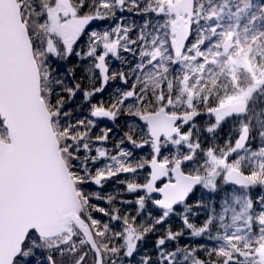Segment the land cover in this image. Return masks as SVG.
Listing matches in <instances>:
<instances>
[{
  "label": "snow or ice",
  "instance_id": "snow-or-ice-1",
  "mask_svg": "<svg viewBox=\"0 0 264 264\" xmlns=\"http://www.w3.org/2000/svg\"><path fill=\"white\" fill-rule=\"evenodd\" d=\"M97 20L116 23L89 30ZM117 81L110 103L95 100ZM85 105L91 118H76ZM121 116L109 149L95 118ZM113 179L135 200L88 188ZM226 185L240 191L219 211L190 203ZM193 208L207 209L200 224ZM0 264H264V2L0 0Z\"/></svg>",
  "mask_w": 264,
  "mask_h": 264
},
{
  "label": "trees",
  "instance_id": "trees-1",
  "mask_svg": "<svg viewBox=\"0 0 264 264\" xmlns=\"http://www.w3.org/2000/svg\"><path fill=\"white\" fill-rule=\"evenodd\" d=\"M259 2H264V0H259ZM75 61H76V57H74V56L71 57V59L66 64L58 62V61H54L53 67H54V69H56V71L63 73L65 71V69L71 67ZM76 74L78 77L83 76V69L82 68L79 69ZM85 84H87L86 79H85ZM111 94L112 93H110V92L107 93V91H104L103 93L98 94L95 97V100L98 101V100L102 99L105 104H108V103H110L111 98H112ZM79 102H80V98L77 97L76 101L73 104L69 105V107L76 108V105L79 104ZM75 116H76V118H91L89 116L88 106L87 105L83 106L79 111H77L75 113ZM198 119H199V122L201 124H203L205 117H200ZM128 120H129V118L126 116H121L115 123L108 122L109 124H105V123L103 124V123L99 122L98 120H96V126H95V128H93L92 133H93V135H98V134H100L101 130H103L105 128H111L112 132L109 134L110 138L106 142V145H104V146L110 145L108 148L112 149L113 146L115 144H117V142L121 138L122 134L126 131L125 125H126ZM228 130H229L228 127L225 126L221 135L222 136L226 135ZM202 139H204V138H202ZM125 146L131 147L130 145H125ZM253 146L255 147V145H253ZM168 151H170V149H166L164 154H167ZM133 152H134V155H133L132 159L134 161L136 159H139V158L150 157V155H151V152L148 149L144 150L143 153H141L139 149H134ZM93 155H95V152H93ZM101 163H103V161H101ZM137 175H138L140 181L143 182L145 177H147V175H148V169H144V170L138 172ZM125 178H126V175L121 174V176L118 179H125ZM88 188L91 191H100L102 195L108 194V193H114V192L119 190L122 193V198L125 200H135V198H136V194H130V193L125 192L124 191V185L118 184L115 179L107 181L104 184L102 189H100L98 186L91 185V184L88 185ZM233 189H234V187L232 185H226L220 191H217L216 193H210V192L203 190V189L198 187L197 190L195 191V193L193 194V196L191 197L190 203L199 199V200H203L205 202V204H207L210 200L215 198L216 209H217V211H219L220 210V200H221L222 196H224L225 193H231L233 191ZM236 191L239 192L240 190L238 188H236ZM259 191H260V189L257 188L252 192L253 198L256 197V195L259 193ZM228 199H229V201H231V196H228ZM94 202L97 203L100 207H107V204L104 201H94ZM123 207L131 209L133 215L135 214V208H136L135 204L125 205ZM148 211L153 212L154 215L158 214L156 209L153 208L151 205L149 206ZM193 212L199 213L198 215H192L190 217L192 222L195 224H200L205 219V216L207 215V209L206 208H193ZM95 215L98 219H101L104 221L107 220V217H104L103 214H101V213H95ZM143 218L144 217L138 218V220L143 219ZM170 224L173 227L178 228L181 225V221L178 217H173L170 220ZM114 226L117 228L120 227L119 224H115ZM221 234H222V230H221ZM212 235L215 236L216 232H213ZM196 242L197 243H203L206 247H209V248L215 247L219 243H221V241H218L215 239H208L207 237H204L202 239H197ZM185 243H192V241L188 240L187 234L185 235V237H182L180 240L181 245H184Z\"/></svg>",
  "mask_w": 264,
  "mask_h": 264
},
{
  "label": "flooded vegetation",
  "instance_id": "flooded-vegetation-1",
  "mask_svg": "<svg viewBox=\"0 0 264 264\" xmlns=\"http://www.w3.org/2000/svg\"><path fill=\"white\" fill-rule=\"evenodd\" d=\"M116 17L117 19L123 17V23L125 24H131V23H135L137 25L141 24L144 20V17L142 15H137L135 12H130V11H117L116 12ZM116 23V20H103V21H94L92 22V24L90 25L89 27V30H98V31H102L106 28H109L111 26H113L114 24ZM135 33H133L134 35ZM127 55V54H126ZM128 59L129 60H132L133 62L134 59L133 57H131L130 55L128 56ZM121 67V64L110 58V68L113 69V70H118L119 68ZM119 84V82L117 81L116 84H109L108 87L105 89V91L110 92L112 93L114 88ZM99 122L101 123H105V124H109L108 122H111V123H115L116 121H109V120H105V119H99L98 120ZM110 145L106 146V147H109ZM150 150L148 147H145V148H142V149H139L141 153H143L144 150ZM149 171V169H148Z\"/></svg>",
  "mask_w": 264,
  "mask_h": 264
},
{
  "label": "water",
  "instance_id": "water-1",
  "mask_svg": "<svg viewBox=\"0 0 264 264\" xmlns=\"http://www.w3.org/2000/svg\"><path fill=\"white\" fill-rule=\"evenodd\" d=\"M98 119H107V118H98ZM108 120V119H107ZM159 183V182H158Z\"/></svg>",
  "mask_w": 264,
  "mask_h": 264
}]
</instances>
